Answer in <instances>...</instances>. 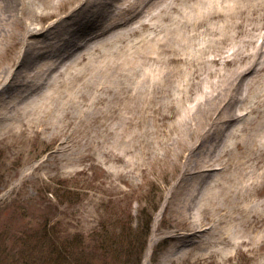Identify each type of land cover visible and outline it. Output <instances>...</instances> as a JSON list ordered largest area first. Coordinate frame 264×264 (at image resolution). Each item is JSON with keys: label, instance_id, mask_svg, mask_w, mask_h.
Returning <instances> with one entry per match:
<instances>
[{"label": "bare ground", "instance_id": "obj_1", "mask_svg": "<svg viewBox=\"0 0 264 264\" xmlns=\"http://www.w3.org/2000/svg\"><path fill=\"white\" fill-rule=\"evenodd\" d=\"M243 13L255 15L245 30L257 33L242 32ZM262 29L264 0H0V55L25 40L0 70V117L115 111L111 133L123 151L145 129L161 150L153 158L181 155L165 198L177 228L158 264L198 243L257 247L264 87L253 88L264 79Z\"/></svg>", "mask_w": 264, "mask_h": 264}, {"label": "rangeland", "instance_id": "obj_2", "mask_svg": "<svg viewBox=\"0 0 264 264\" xmlns=\"http://www.w3.org/2000/svg\"><path fill=\"white\" fill-rule=\"evenodd\" d=\"M254 17L242 14V32ZM23 43L1 48V72ZM263 80L253 89L264 87ZM69 109L66 117L58 109L41 117L23 111L0 128V264H158L168 253L165 235L177 228L165 198L181 155L153 158L161 150L145 129L125 152L111 133L115 111L97 119L84 107ZM8 122L0 117V124ZM112 149L124 158L116 159ZM257 201L255 210L264 217V190ZM254 226L249 235L259 240L257 247L198 243L174 252L167 264H264V218ZM153 232L156 245L147 253Z\"/></svg>", "mask_w": 264, "mask_h": 264}, {"label": "trees", "instance_id": "obj_3", "mask_svg": "<svg viewBox=\"0 0 264 264\" xmlns=\"http://www.w3.org/2000/svg\"><path fill=\"white\" fill-rule=\"evenodd\" d=\"M145 227H148V222L146 223V226ZM59 260L61 261V263H63V261H65V260H63L62 258L60 259L59 258ZM136 264V263H135Z\"/></svg>", "mask_w": 264, "mask_h": 264}]
</instances>
